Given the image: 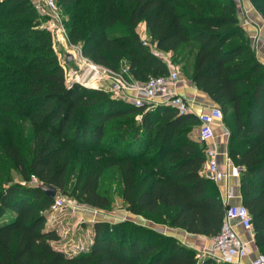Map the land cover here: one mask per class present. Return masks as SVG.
I'll use <instances>...</instances> for the list:
<instances>
[{"label":"trees","instance_id":"1","mask_svg":"<svg viewBox=\"0 0 264 264\" xmlns=\"http://www.w3.org/2000/svg\"><path fill=\"white\" fill-rule=\"evenodd\" d=\"M250 1L264 16V0ZM59 3L70 42L112 71L125 64L130 80L168 75L159 51L187 64L186 77L223 110L228 156L241 170L242 203L264 254V64L236 0ZM38 19L30 0H0V264H221L130 220L95 222L88 251L69 254L54 245L60 235L47 220L55 199L39 183L100 209L118 196L132 214L210 238L227 205L218 184L201 174L206 146L192 134L197 114L169 105L147 110L104 89L68 86ZM14 169L29 185L12 183Z\"/></svg>","mask_w":264,"mask_h":264},{"label":"built area","instance_id":"2","mask_svg":"<svg viewBox=\"0 0 264 264\" xmlns=\"http://www.w3.org/2000/svg\"><path fill=\"white\" fill-rule=\"evenodd\" d=\"M34 4L42 15L50 17L46 25L42 27L50 31L56 53L58 55L61 53L56 47L57 43L61 42V45L65 44L72 48L73 53L68 52L73 55L72 60H76L83 66L82 69L69 68L66 66V62H62L59 58L68 86L78 83L90 88L104 89L116 97L133 102L138 107L145 106L147 110H152L158 105H169L174 107L179 114L194 113L191 102L175 91V87L180 81L178 71L170 67L169 74L165 76H151L146 82L130 80L124 75L127 68L119 72L112 71L85 57L81 46L70 42L65 25L66 18L61 11L59 0H34ZM144 42L147 44L146 40ZM159 52L165 59L166 53ZM165 60L167 61V59ZM168 64L171 66L169 62ZM198 116L200 119L198 140L206 146V160L202 166L201 174L217 184L229 177L239 179L240 168L233 163L228 153L226 154L225 167H223L219 162V151L214 144L216 125L223 123L224 119L222 108L214 105ZM225 130V133L229 134L228 130ZM37 183L38 180L33 176L30 184ZM233 196V191L228 189L225 199H223L227 205V211L221 230L211 238L210 247H204L199 251L200 258H212L221 264H242V261L253 253L251 241L242 238L237 230L241 227L253 238L252 216L243 203L231 204L225 201ZM68 203L69 200L65 196L58 195L51 209L62 212L67 208ZM248 264H264V254L259 252Z\"/></svg>","mask_w":264,"mask_h":264},{"label":"rangeland","instance_id":"3","mask_svg":"<svg viewBox=\"0 0 264 264\" xmlns=\"http://www.w3.org/2000/svg\"><path fill=\"white\" fill-rule=\"evenodd\" d=\"M30 1L35 7L34 0H30ZM36 11L39 15V19H38L40 20L39 26L43 28L42 26L46 25L50 17L47 15H42L37 9ZM64 17L66 18V20L68 19L66 15ZM137 29L141 37L147 42H150L151 38L147 31L146 25L144 23H140ZM56 47L58 51L61 52L59 55L57 53L56 54L62 60V62H66L67 67L76 68V69L83 68L82 64L78 63L76 60H72L68 62L65 59V54L67 55L68 52L73 53L71 47H67L65 44L61 45V42H58ZM53 48H54V44H53ZM165 56H166L165 59H167V61L171 64L170 67L173 70L178 71L180 73V76H184V77L187 76V74L185 73L187 64H184V62H181L180 60H178V56L172 57V54L169 56L165 54ZM123 66H126V65L124 64ZM25 132L26 134L28 133V128L25 129ZM192 134L195 138H197L198 128L194 129ZM1 152L2 151L0 148V157L2 154ZM80 164L81 163L78 164V168ZM2 178L6 179V176H2ZM11 180L13 184L21 183L24 185H29V183L24 182L19 172L15 169L13 170ZM71 182L72 184L75 182V176L72 177ZM8 184H10V182H5V185H8ZM62 196H65L66 199L69 200L68 206L62 212H56L54 210H51L49 213L50 215L47 220V227L54 226L56 228L58 234L60 235V240L57 242H54V245L69 254H77L80 252L88 251L91 248V245L93 243L92 236L94 234L93 224L97 221H109L111 223H117L119 221L130 220V221H134L139 224H144V225L152 226V227H158L162 230L169 231V227L167 226L166 227L161 226L160 224L156 223L154 220L152 221L151 219L144 218L140 215H135L127 211L126 204L118 196H116L115 201L113 202V204L111 205L109 209L95 208L87 204L81 203L78 200L68 195H62ZM200 250H198L197 252L198 255H199Z\"/></svg>","mask_w":264,"mask_h":264},{"label":"crops","instance_id":"4","mask_svg":"<svg viewBox=\"0 0 264 264\" xmlns=\"http://www.w3.org/2000/svg\"><path fill=\"white\" fill-rule=\"evenodd\" d=\"M238 4V13L240 23L243 28L248 33L251 42L256 50L259 60L264 64V16H262L253 6L250 0H236ZM145 24V23H144ZM138 30V29H137ZM168 56L171 55L166 53ZM126 68V66H123ZM123 68V69H125ZM175 91L180 95L184 96L191 102L193 112L195 114H201L208 110L210 107L217 105L212 98L202 90H199L192 80L188 77L180 76V81L175 87ZM226 127L223 123H218L216 125V139L215 146L219 151V162L225 167L226 164V154L228 153V141L229 134L225 133ZM222 198L225 199V195L229 190L233 191L234 196L231 199H226L225 201L231 204L242 203V195L240 188V180L229 177L228 179L222 181L218 184ZM231 187V188H230ZM238 233L245 240L251 241L253 247V253L246 259L242 261V264H248L250 260L257 255L260 251L255 244L254 237L245 231L243 228H237ZM167 234L177 237L186 246L195 249L197 252L201 248L210 247L211 238L202 235H193L185 232L181 229L169 228ZM94 237V234L92 238Z\"/></svg>","mask_w":264,"mask_h":264},{"label":"water","instance_id":"5","mask_svg":"<svg viewBox=\"0 0 264 264\" xmlns=\"http://www.w3.org/2000/svg\"><path fill=\"white\" fill-rule=\"evenodd\" d=\"M73 59V55L68 53L66 55V60L69 62V61H72ZM39 188L43 189V191L51 198L55 199L58 195H59V189L54 187V186H47L45 185L44 183H39L37 185ZM256 256V255H255ZM254 256V257H255ZM253 257V258H254Z\"/></svg>","mask_w":264,"mask_h":264}]
</instances>
